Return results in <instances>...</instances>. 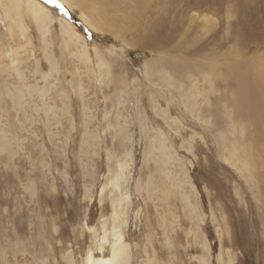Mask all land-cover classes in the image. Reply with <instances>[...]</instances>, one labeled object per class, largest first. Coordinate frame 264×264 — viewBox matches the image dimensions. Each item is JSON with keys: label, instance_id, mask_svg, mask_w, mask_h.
I'll use <instances>...</instances> for the list:
<instances>
[{"label": "rangeland", "instance_id": "374dc122", "mask_svg": "<svg viewBox=\"0 0 264 264\" xmlns=\"http://www.w3.org/2000/svg\"><path fill=\"white\" fill-rule=\"evenodd\" d=\"M0 264H264V0H0Z\"/></svg>", "mask_w": 264, "mask_h": 264}]
</instances>
